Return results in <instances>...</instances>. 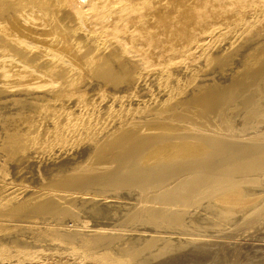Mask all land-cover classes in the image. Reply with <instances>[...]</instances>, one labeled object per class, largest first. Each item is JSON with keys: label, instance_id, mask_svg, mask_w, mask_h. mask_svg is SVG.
<instances>
[{"label": "bare ground", "instance_id": "1", "mask_svg": "<svg viewBox=\"0 0 264 264\" xmlns=\"http://www.w3.org/2000/svg\"><path fill=\"white\" fill-rule=\"evenodd\" d=\"M263 81L264 0H0V264H130L264 207L226 111Z\"/></svg>", "mask_w": 264, "mask_h": 264}, {"label": "rangeland", "instance_id": "2", "mask_svg": "<svg viewBox=\"0 0 264 264\" xmlns=\"http://www.w3.org/2000/svg\"><path fill=\"white\" fill-rule=\"evenodd\" d=\"M258 85H261L262 88L264 89V81L262 83L257 82L255 84H253L252 86L250 85L251 87H247V89H244L243 93H241L242 91L240 92L241 94L238 93V95H240V96H238V95L235 96L237 99L235 97L233 98V100L235 102L232 101V104L230 103L232 106L229 104L230 106L227 107L226 111L228 112L227 118L230 120L231 124H233L232 127L236 126L235 128L233 127L234 131H236V132L239 131L238 134L241 135L240 140H242L243 138L245 140V137H247L249 139L250 135L252 133V135H251L252 141H251V139L248 140L247 138H246V140L249 141L250 143H247L246 140L245 141L242 140L245 144L243 146H245V147H241V148H246V147L250 148V147H248V144H251V142H254L252 144H256L259 142L256 145H249V146H253V147H251L250 150L248 149V151H252V153L250 152L248 157L251 155L250 158L253 159L256 164H258L260 162L261 166H263L262 163H264V160H262V158H264V155H263L264 154V150H263V148H264V125H262V124H264V120H263L264 118H262V120H261V115H263L262 117H264V114H263L264 113V105H262L261 103L264 102V97H263L264 95L263 96H261V95L263 94L264 90H261L262 88L260 87L261 88L260 89L258 87ZM248 88H249V90H248ZM253 88L255 91L254 90H252V91H254V92L251 91V89H253ZM258 89H260L262 92H260V90H258ZM254 93L258 94L259 98ZM244 96H245L246 100H245ZM250 97L252 98V100L254 99L253 100L254 104H253V102H251L252 100ZM256 97L259 99L260 102L258 101V99ZM241 99H242V101H241ZM243 99H244V101H243ZM247 99H249V104L251 102V105L248 104ZM238 100H239V102H238ZM261 100H263V102ZM240 102H241V104H239ZM236 103H238L240 106L235 105ZM245 105H246V107H245ZM235 106H237L236 108H238V107L243 108V110L239 109V108L236 109ZM229 107L230 108L232 107L235 110H233L232 108L230 109ZM249 107H251V108H249ZM244 108L245 109L247 108L246 111H248V113L244 110ZM253 108H255V109H253ZM258 108H260V110ZM240 110L243 112H241ZM230 111L234 112V113L230 114L231 113ZM254 111H256V112H254ZM259 112L262 114L259 115ZM251 113L254 117L251 115ZM255 113H257V114H255ZM243 114H244V116H243ZM246 114H249L251 116L248 115L249 116V118H248V116ZM255 115H257L258 118ZM243 117H245V118H243ZM242 118L245 121H243ZM254 118H256V120H257V121L255 120L256 122L254 121ZM236 119H238V120H236ZM249 119L251 121H249ZM245 124H246V126H245ZM259 126L260 127L262 126V127L260 128ZM241 128L244 130H242ZM255 129L261 130V131H259V133H258ZM241 132H243V133H241ZM256 134H258L257 135L258 137L255 136ZM254 137L256 138L255 141L257 140V142H255L253 140ZM261 137L263 138V140ZM258 138L259 139L261 138V140H260L261 142L259 141ZM255 147H258V148L260 147V148L258 149ZM257 150H259L261 153H259V151H258V153H256ZM255 154H256V156H255ZM260 154H262L261 158H260ZM258 166H260V165H258ZM263 170H264V166L261 169L260 168L258 169V171H259L258 174L263 173L264 172ZM250 174H244V178H246L248 175L250 177L248 176L247 178H253L255 176V174L252 173L254 176L251 174L252 175V177H251ZM262 180H263V182H262ZM262 180H257L258 182H257L256 188L253 189L254 191L251 190L254 193L258 192V189H259V191L262 190L261 192L257 193V197L259 196L257 201L263 202V203H261L262 205L260 204V206H263V204H264V179H262ZM259 181H261V183H259ZM215 184H217V183H214V185ZM219 185L221 187L222 184H218V186ZM222 187L223 188L226 187L225 189H227L228 185L223 184ZM206 192H207V190H205V193ZM215 193L217 195H214ZM215 193L207 195L206 197L209 199L203 198V200L204 199L205 200L204 201L200 200V202L202 203V202L214 200V198L218 196V193H220V191H216ZM221 193H223V192H221ZM221 193H220V195H221ZM213 196H214V198L210 199V197H213ZM260 199H261V201H259ZM261 208L264 209V207H261ZM261 208L259 207V208H257L258 210L256 209V211L252 210V212L249 211L250 213L247 212L245 214L235 216L236 218L232 217V218L226 219L227 221L221 220L220 223H219V221H220L219 219L217 222V219L214 218L216 220V222L218 223V225L214 221V219H211L213 223L210 222L211 221L210 218L209 219L206 218L208 220V222L205 220L206 226H205L203 220H202V222H197L198 224L193 223L194 226H196V227H194L193 224H191V223L189 224L186 222L183 227L188 228V231L186 228H183V227L180 230L178 229L179 230L178 232H176L177 230L174 231V233L176 232L177 234H179L181 232L182 236L176 235V239L178 240V242L175 243L174 246L170 247L171 249L169 250V252L165 253V255L162 254L163 256H158V257L153 256V255H159L158 249L148 252L149 254L146 252V253H144L145 255L140 252L144 256L139 253L138 254V256L140 255L139 257H132L133 259L130 260V264H135V263L136 264H138V263L139 264H264V210H262ZM253 211H255V212H253ZM256 212H258V213H256ZM247 214L250 216V218ZM252 214H253V216H252ZM201 223H203V224L201 225ZM207 223L209 225H207ZM199 224H200V228L202 226V228L204 230L202 228L201 229L199 228ZM138 225H140V224H138ZM214 225H215V227H214ZM135 226H137V225H135ZM138 227L139 228H136L137 231L138 230H144V229L146 230L147 228H148L147 231L151 230V232L160 230V228H159V230L156 228V227H158L157 225H156V227L155 226L153 227L150 225L144 226V227L142 225V228H141V225ZM197 227L199 228V230H196ZM192 228H194V229H192ZM184 229H186V231ZM183 231L187 234H185ZM195 231H197V233ZM202 231L204 233H202ZM186 235H189V236H186ZM191 235L193 237H191ZM177 236H178V238H177ZM180 239L181 240L184 239V241H186V242L181 241ZM140 257L141 258L146 257V260L144 258L141 259ZM136 260H138V261H136ZM134 261H135V263H134Z\"/></svg>", "mask_w": 264, "mask_h": 264}]
</instances>
